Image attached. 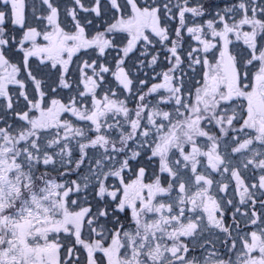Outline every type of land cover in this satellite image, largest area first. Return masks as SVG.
<instances>
[{
  "label": "snow or ice",
  "instance_id": "6c2138e0",
  "mask_svg": "<svg viewBox=\"0 0 264 264\" xmlns=\"http://www.w3.org/2000/svg\"><path fill=\"white\" fill-rule=\"evenodd\" d=\"M0 264H264V0H0Z\"/></svg>",
  "mask_w": 264,
  "mask_h": 264
}]
</instances>
